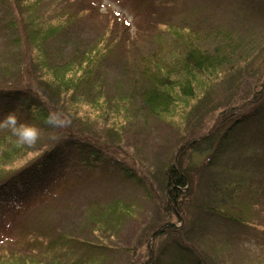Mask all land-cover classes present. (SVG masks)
<instances>
[{
	"label": "trees",
	"instance_id": "16d2710c",
	"mask_svg": "<svg viewBox=\"0 0 264 264\" xmlns=\"http://www.w3.org/2000/svg\"><path fill=\"white\" fill-rule=\"evenodd\" d=\"M177 2L180 0L160 1L131 24L121 12L104 10L100 0H0L9 6L12 19L0 21V119L14 111L18 123L53 134L49 140L37 137L32 145L17 146L10 130L0 129V264H121L115 253L104 249L127 243L122 237L110 241L124 223L116 221L106 202L86 196L88 188L100 189L95 185L103 175L109 178L115 165L145 188L144 197L164 194L160 197L163 223L158 234L144 246L127 243L122 251L136 256L128 264H215L206 258L207 252L192 244L181 245L182 249L179 245L176 249L162 246L161 239L171 233L185 238V231H179L168 218L182 220V205L192 192L193 171L201 169L194 164L190 172L182 159L212 153L207 167L222 164L218 154L228 152L229 147L242 151L239 141L249 134L254 136L252 140L258 136L256 144L262 140L264 146L263 134L250 132L264 125L263 84L258 88V81L253 83L240 103L219 106L221 115L210 132L186 137L193 128L190 122L195 103L206 104L209 93L242 68L239 61L245 58L243 71L248 69L251 57L243 56V45L234 44L249 39H238V30L214 29L194 8L185 15L186 23L174 21L168 12ZM140 42L153 44V49L149 46L145 52ZM168 42L171 45L166 49ZM136 97L152 116L166 118L168 127L176 129L175 134L183 140L176 161L165 166L163 188L151 180L148 187L133 169L137 163L132 156L141 153L139 147H145L149 140L145 131L148 122L130 108ZM50 111L61 113L66 124L49 125L46 117ZM236 114L239 116L234 118ZM232 119L224 135L215 132ZM241 123L243 137H228ZM93 126L96 129L91 132ZM247 151L243 146V153ZM29 155L25 164L18 163ZM240 175L227 186L238 187V194L247 188L250 201L258 197L259 190L264 191V178L257 184L251 180L254 178L244 176L246 170ZM255 185H260L259 189H253ZM123 201L111 204L117 209L126 207L125 215L147 212L148 216L141 204ZM72 202H76L73 212L78 218L64 228L60 220L67 219ZM248 205L251 202L240 215L227 214L244 226L264 228V207ZM27 221L34 222L28 225ZM90 233L100 235V241L88 240ZM157 239L161 240L158 248L154 246ZM186 242L193 240L187 235ZM245 259L243 255V264H255Z\"/></svg>",
	"mask_w": 264,
	"mask_h": 264
},
{
	"label": "rangeland",
	"instance_id": "374dc122",
	"mask_svg": "<svg viewBox=\"0 0 264 264\" xmlns=\"http://www.w3.org/2000/svg\"><path fill=\"white\" fill-rule=\"evenodd\" d=\"M160 1L163 2L164 0H100L104 6V10L109 8L121 12L131 24H134L135 19L144 10L158 5ZM177 4V7L174 8L175 11L173 9L171 12H168V14L173 15L174 21L181 19L186 23L185 15L194 8L195 11L198 10L200 19L201 17H207L211 27H215L214 29L217 28V30L222 31H224L223 29L227 31L232 29L233 32L234 30H238L240 33V38L238 37V39L243 40V37L246 41L249 39L248 42H243L242 44L239 42L234 43L238 46L243 45V56L248 55L251 57V61L247 66L248 69L243 71V64H245L244 58L243 61H239L238 63L242 68H237L234 77L231 75L228 82H222L215 87L209 93L206 104L201 102L197 105L195 103V106L193 108L191 107L193 110L191 116L194 118H191L190 123L191 126L193 125V128H189L186 137L190 136L192 138V135L197 136L205 134L208 131L210 132L212 125L216 123V118L221 115L220 111L222 109L219 106L222 108L224 105L232 104L233 102L240 103L245 96L244 94L247 88V91H251V86L256 81H258L256 84L259 83L258 88L263 84L262 90L264 91V0H243V2L241 0H180ZM10 14L11 10L9 6L7 4H0V21H11L12 19H9ZM131 30L134 33L135 26ZM145 43L140 42L139 44V46L142 45V50L146 52L150 48L153 49V44L149 45L151 46L149 48L148 44ZM180 44L177 42V45ZM218 44L216 45L218 46ZM170 45L171 42L166 43L165 48L168 49ZM235 67L238 66L236 65ZM109 84L113 83L111 82ZM140 86L137 88L140 89ZM129 88L127 87L126 89ZM130 108L140 113L146 119L148 123L145 131L149 135V140L145 144V147L141 149L139 147L138 149L142 152L132 156L136 159L135 163H137L133 169L141 175L143 182L148 187H151L149 183L151 180L155 181L158 188H163L165 182L163 181L165 166L167 164H173L176 161V155L179 154L178 145L182 144L183 140L179 134H175L176 129L174 130V128L168 127L166 118L152 116L148 111L144 110L142 100L139 97L135 98L133 106H130ZM86 110L87 108H85ZM238 116L236 114L234 118ZM204 119L207 120L205 123L203 122ZM233 119L225 124L222 129L220 126L219 131V128H216L215 132L224 135L227 131L226 129L234 122L235 119ZM101 120L103 118L100 119V122ZM91 122L95 123V121ZM140 125L143 127L145 124L142 123ZM36 128L38 129V138H40V141L49 140L53 136L50 132L42 133L38 127ZM95 129L96 126H93L91 132ZM250 132L263 134L264 138V125ZM238 134H241L243 137L242 123L235 125L227 135H229L228 137L236 138ZM253 137L249 134L244 141L243 139L239 141L242 151L237 152L235 147H231V149L229 147L228 152L218 154L222 164H215L211 168H208L206 164L212 160V153L205 154L201 157L195 154L182 159L184 167H190V172L193 171L194 164H199L197 167H201L196 172L193 171L192 192L185 198L186 201L182 205V220L176 222L175 218H168L169 223L175 222V227L179 231H185V234L183 233L185 238L181 240L182 235L171 233L169 236L162 238V241L157 239V242L154 244L155 247H159L158 243L160 241L162 242V246H169L168 248L171 249H176L178 245L182 249L181 245L187 246L188 244H192L196 250L200 248L204 253L207 252L204 255L215 264H243V255L246 256L245 261H251V263L261 264L264 261V228L257 229L255 227L243 226L242 223L236 222V219L229 217L227 214L229 211L240 215V211H246L244 207L247 202H251V205H248L247 208L249 206H256L255 209L257 207H264V191L260 192L259 190L258 197H254V200L250 201L251 195H248L247 188H243L240 194H238V187L230 188L227 186L228 182L235 181L237 178L239 179L241 176L240 173L244 172V170H246V174L248 175L244 176L254 178L251 180L257 184L264 178V160L262 159L264 156V146L261 145L262 140L259 144H256L259 141L258 136L252 140ZM243 146L248 149L246 153H243ZM29 157L31 155L25 159L21 158L18 163L25 164L26 159ZM110 158L112 159L109 155L108 159ZM129 160L127 162H132ZM254 164L261 166V168H256ZM231 168H236L238 171L236 173H229L227 170ZM111 170H113V174L109 178L103 175L101 181L95 185L96 189H100L91 191L88 188V193H86L87 198L94 199L97 197L102 203L106 202L104 205H108L116 213H113V217H119L118 219L116 218V221L124 223L122 226L117 227L115 231L118 233L111 235L110 241L117 242L116 240H120L122 237L123 240L133 246L149 244L152 238L154 239L158 234L160 226L163 223V217L159 211L161 195L157 198L153 195L146 198L142 194L145 188L142 185H138L133 177L125 175L116 165L112 166ZM255 171L256 173L254 174ZM259 186L255 185L252 188L259 189ZM161 191H164V189H161ZM138 194H141V197L137 199L136 196ZM119 199H123V202L129 199L130 203L132 200L137 205L141 204L148 210V216L146 214L147 212H145V215L137 213L135 217H132L130 214L125 215L123 212L126 207L117 209L116 206L111 204L113 200ZM146 204L148 205L145 206ZM75 205L76 202H72L69 205L67 219L60 220V223L64 224V228L69 223L71 224L72 220H77L78 218V215H74L73 212L74 208H76ZM133 209H136V207L134 206ZM251 210L254 211V209ZM59 218L57 216V223ZM26 223L28 225L32 224L29 221ZM73 232L75 235H78L76 229ZM112 233L109 232L108 234ZM187 235L189 239L193 240V243L186 242ZM100 238V235L92 233L87 237L88 240L96 243L100 241ZM127 243H124L122 247H117L121 250L115 248L113 250L104 249V251L115 253L119 257L121 264H128L130 260L133 262L136 256L131 252L122 251L127 246ZM205 256H203L204 260ZM241 257L242 261H240Z\"/></svg>",
	"mask_w": 264,
	"mask_h": 264
},
{
	"label": "clouds",
	"instance_id": "9594fccd",
	"mask_svg": "<svg viewBox=\"0 0 264 264\" xmlns=\"http://www.w3.org/2000/svg\"><path fill=\"white\" fill-rule=\"evenodd\" d=\"M46 122L54 127H62L66 124V118L59 112L50 111L46 117ZM7 128L16 137L17 146L32 145L38 137V129L29 124L18 123L15 112H9L0 119V129Z\"/></svg>",
	"mask_w": 264,
	"mask_h": 264
}]
</instances>
